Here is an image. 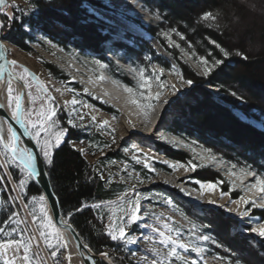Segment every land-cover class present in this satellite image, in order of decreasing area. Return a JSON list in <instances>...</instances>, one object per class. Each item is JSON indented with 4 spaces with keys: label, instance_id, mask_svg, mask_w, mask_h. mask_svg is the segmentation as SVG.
I'll return each instance as SVG.
<instances>
[{
    "label": "trees",
    "instance_id": "trees-1",
    "mask_svg": "<svg viewBox=\"0 0 264 264\" xmlns=\"http://www.w3.org/2000/svg\"><path fill=\"white\" fill-rule=\"evenodd\" d=\"M24 6L11 7L10 18L2 15L1 23L4 27L0 30L2 39L20 52L30 55L29 46L34 44L32 34H37L49 44L58 48L65 54L74 52L79 57H95L101 62L108 63L102 55L110 28L103 22L88 14L87 6L104 10L105 6L97 0H40L39 4L33 0H20ZM144 7L156 11L163 20V26L143 27V31L154 37L164 48L176 64L185 80L193 83L187 94L191 103L184 104L185 109L175 119L170 127V132L175 136L196 141L204 149L210 148L213 153L222 155L234 163L239 159L243 164H250L258 172H264V123L263 131L244 123L233 111L242 113L246 118L256 122L264 120V22L253 23V14H249L241 0H138ZM264 15V0H245ZM53 5V6H49ZM39 8L38 16L33 15L34 9ZM212 12L215 20H203V14ZM236 17L239 21L236 22ZM245 22L241 31L234 32V25ZM175 29L183 34L181 40L176 32H171L173 41L179 47H168L160 38V30ZM127 38H129L127 36ZM253 38V39H252ZM257 39L260 45L253 50L249 44ZM130 44L112 43L111 47L118 49L120 53L130 57H139L141 52L147 53L166 69L167 64L156 58L147 46L146 42L138 38H129ZM220 44L229 51V57L225 59L215 44ZM251 42L249 44H246ZM191 45V47H189ZM254 51V52H252ZM188 54L197 62L200 57L209 59H224L225 62L219 68L214 69L207 77L195 74L183 62L180 54ZM236 52L241 53L237 55ZM246 57V58H244ZM163 62V63H162ZM211 66V65H209ZM47 73L56 81H64L63 74L55 67L45 65ZM114 71L113 67L110 68ZM121 75V73H120ZM117 76V75H116ZM115 76V77H116ZM125 85H130L123 76L117 77ZM211 87L217 92V96L206 90ZM236 93V95H233ZM214 95V96H213ZM103 111L116 115L110 108H102ZM59 116L58 122L66 126V140L58 149L54 150L53 163L45 165V171L56 196L61 216L64 219L71 217L72 227L80 237L84 245L95 255L107 252L114 264H133L129 260L132 249L122 242L112 241L104 225L108 221V208L94 210L84 207L85 204L114 202L126 191L125 185L113 180L109 174L110 163L113 158L108 150V143L99 133L91 135L79 127H72ZM70 142L86 145L89 156L96 161H88L78 150L71 147ZM159 150L170 160L184 165L186 156L182 152L159 146ZM100 157V155H102ZM229 163V164H230ZM198 167V165H197ZM195 168L192 179L204 183H216L220 180L221 193H225L231 200H237L239 193H230L227 181L216 172ZM16 180L26 176L20 172L16 165H9ZM142 174L143 170L140 169ZM101 175L103 179H101ZM14 185V184H13ZM15 186V185H14ZM18 189V188H17ZM19 191V189H18ZM24 203L31 200L32 196L41 195L38 187L28 178L24 190ZM12 192V183L7 182L5 174L0 170V221H6L7 217L16 212L21 215L18 201ZM83 208L75 212L76 208ZM74 213V215H73ZM19 215L16 217L20 219ZM254 216L264 220L263 211H255ZM104 217V222L98 219ZM235 222L221 211L210 210L204 215L202 225L207 235L218 241L223 255L227 256L231 263L237 261L240 264H264V241L259 245L241 238L237 234L230 235V230ZM0 227L6 224L0 223ZM12 227H17L12 225ZM21 223L18 228L23 229ZM133 228V227H132ZM23 232L14 233L17 237ZM4 237L0 236V240ZM262 243V244H261ZM218 252V251H217Z\"/></svg>",
    "mask_w": 264,
    "mask_h": 264
},
{
    "label": "rangeland",
    "instance_id": "rangeland-1",
    "mask_svg": "<svg viewBox=\"0 0 264 264\" xmlns=\"http://www.w3.org/2000/svg\"><path fill=\"white\" fill-rule=\"evenodd\" d=\"M5 1L7 4L0 13V23L2 15L10 18V10L13 5L24 6L20 0ZM97 1L101 2L105 6V9L99 10L95 9L93 6L90 7L89 5L87 6L88 14L105 23L111 30L107 35L108 41H106V44L101 48L102 55L107 61H109L111 66L107 65L108 63L101 62L99 59H95V57H79L74 52H71V54H65L35 33L32 34L35 43L29 46V49L31 50L30 55L24 54L16 48L8 45L2 39L1 31L0 37L4 43L6 56L9 62L15 60L18 68H27L30 73L36 76L39 81L45 85L47 88V95L54 98L52 102L49 103L45 99V93L40 92L35 81H32L29 78L30 87L26 88L24 86L25 95L27 97L26 109L34 108L38 111L41 106H54L58 113L57 119H59V116L63 115V117H66L64 118L65 123L68 124V119L72 118L75 123L80 125V129L85 130L90 135L92 133H99L108 145H110L105 153L109 152L114 155L112 157H118V160L113 158L110 163L109 174L111 178L125 185L126 191L129 192L130 196L134 195L133 189H135V192H140L147 197H142L141 199V213L147 214L141 216V221L138 222L140 226L137 227V225L134 224L126 229V231H128L130 235L135 236L138 241L136 245H126L128 250L132 249V254L129 256V260L132 261L133 264H151V261L154 258L150 251L152 245L144 238L147 236H154L155 234L152 233L150 229L143 227V223L145 222L157 228L160 227L161 223H168L170 227L179 228L184 233L183 239L185 242H187L189 235H191L193 237V242L195 243H200L195 240V236L198 233L190 232V222L195 223L198 226V229H200L203 234H206L204 227L201 228V226H203L202 222L204 220V215L208 214L210 210L221 211L225 217L233 220L235 224H244V221L248 218H241L237 215L236 211H230V209H236L238 211H244L247 209L250 216L260 222H264L260 217L253 215L255 211L264 212V208H253L251 204L237 205L232 203L233 200H231L228 195L225 194L222 196L220 188L222 182L220 180H216L215 184L217 185V188L215 191H205L203 195L198 191L199 184L192 179V165H196V167L198 165L200 168L203 167L216 172L217 175L227 181L226 183L230 188V193H239V198L244 196L250 201L256 200L259 203L261 197H264V193H257L254 190H250L251 183L256 179L255 176L241 177L243 180V183H241V179H237L228 174L230 167L229 163L231 162L229 159H226L217 153H213L212 150L211 152H206L197 142L194 144L193 141L175 136L170 132L172 123L181 115V113L185 112V109L182 108L184 104L191 103V100L187 98L191 86L187 84L181 86L180 78L182 75L176 62L170 58L169 54L154 37L147 35L143 31V27H156L157 25L163 26V20L157 12L144 7L138 0ZM243 4L244 6L245 4L247 5V12L253 14L255 17L254 19L251 15V22L253 21V23L256 22L258 24L264 22V15L256 10L252 4L248 1ZM106 14H108V16H106ZM245 24V22H241L240 24L237 23L234 25V32L241 31V27ZM157 29L160 30V38L163 39L165 45L170 47L163 35L165 31H163L160 26H158ZM127 36L129 38L135 37L145 41L156 58L164 61L168 68L165 69L162 64L160 65L159 63L154 62V58L148 56L144 51L143 53L141 52L139 57L134 56L127 58V60L125 54L120 53L115 47H111L112 43H121L128 46L130 44V39L127 38ZM172 36L171 38L173 39ZM249 43L251 42L246 44ZM249 46L253 50H256L260 45L258 44V40L254 38ZM171 47L175 48V46ZM180 56L183 59V62L186 63L195 74L203 76V67L198 61H193L192 58L184 52H181ZM45 65L53 66L60 71L65 78L64 81H56L53 79L45 70ZM100 65H105V67L101 68ZM111 67H113L114 71L110 70ZM160 69H164L163 75L160 76V80L165 82L164 88H161L159 82L155 79H150V89L139 87L141 84L139 70H144L145 76L150 78L152 73L159 74ZM11 72H13L12 66ZM13 75L15 74L13 73ZM118 76H123L130 85H125L119 81L117 78ZM100 77H103V79H100ZM99 81H104V85L102 86L103 89L100 90L102 93L101 96L94 94L92 91V88H94ZM21 82L24 85V82ZM172 85H176L177 91L175 95L172 94ZM18 86L19 85L13 83V91L16 95H19ZM126 87L131 88L132 92L125 91ZM57 89L59 91H57ZM85 89H87V92H85ZM103 90H105V92H103ZM206 90L213 93L215 97H218L215 89L206 87ZM29 91H31L33 97H35L34 104L28 98L27 93ZM148 91H150L153 96L160 93V96L158 100H154L153 103L155 106L151 109L144 110L138 107L143 99L140 93L144 92V94L147 95ZM5 94V109L11 116L13 108L8 106L7 87L5 88ZM73 98L78 100V103L75 106V112L70 111L72 108L70 103L65 106L66 102H70ZM133 100H136L137 103H133ZM165 101H168V103H165ZM110 103H115L117 105L122 104L124 110H118ZM97 104L110 108L116 112V115L114 116L95 108V105ZM233 112L235 113L236 111ZM76 113L83 114V121H80L76 117ZM236 114L244 123L256 127L257 129H259L258 127H261L259 130H263L262 123H264V120L260 122L255 121V123L253 122L254 120L247 119L242 113L238 112ZM158 115L161 117L159 122L160 127L156 129L152 136L140 137L138 134L130 135V137H128V134L126 135L127 137L122 136V132L127 129L129 132L145 128L151 131L158 123ZM92 116L96 117L95 122L92 121ZM35 118L36 116L34 113L33 119ZM143 118L149 120L150 125H147V127L146 125L135 127L134 123L144 124ZM245 119L251 121L253 124L251 122H246ZM105 120L108 121V125L105 126L104 129H101L99 125ZM124 125H128V127H125ZM161 135L166 137V139L162 140ZM66 137L64 142L67 141ZM113 139L115 140V143H113ZM132 144L138 145L140 152L131 149ZM69 145L79 152L81 148L84 149L83 156L91 163L98 158L96 157L93 159L89 156V150H87V147L83 142H70ZM159 146L173 151L182 152L187 157L184 161L185 167L178 169L170 168L169 164L180 163L167 158L159 150ZM126 147L129 148L128 152L124 151ZM37 149L39 151L38 147ZM133 155H137L141 160V163L138 164L136 161L132 160ZM211 155L216 157L215 161L209 159ZM102 156L103 154L100 155V157ZM145 156L151 157L147 162L151 168H154V171H149L143 167ZM201 157H203V159H201ZM221 158L227 163L220 164L219 161ZM4 159L3 156H0V163H3ZM140 169L143 170L144 174L140 172ZM0 170L5 174L4 169ZM233 171H237L238 173V169H233ZM261 173L264 172L261 171ZM140 181L143 182L141 183ZM231 184H235V187H231ZM14 187L15 186L12 184V189ZM12 192L16 197L22 212L21 215H19L20 219H27L29 221L28 230L24 231L22 234L24 239L27 240L31 234L32 227L34 226L30 223L31 217L27 216V209L23 208L21 199L17 196L18 189L12 190ZM184 192H187L188 195L185 196ZM118 200L119 198L114 202H118ZM166 200L172 201V206L166 204ZM209 200L214 201V204H209ZM108 210V215H111L113 212H115L116 215H119L118 209L114 206L111 209L108 208ZM157 216L160 217L159 220L156 219ZM168 217H170L171 220H168ZM23 226V228H25L24 224ZM252 226L254 225H244L246 229ZM229 233L230 235L237 234L248 241H250V239L254 240L256 241V245H259L260 242L264 241V239L256 237L248 231L240 233L232 228ZM40 243L43 245V241H40ZM53 243H55V241H53ZM201 246L205 248L206 251L202 254L203 258L200 260L199 264H236V262L231 263V260L227 258L225 254L223 255V252L219 250L220 248H218L215 243L210 241L203 242L201 243ZM157 247L160 246L157 245ZM67 250L62 249L63 256H61L60 259L63 261V264H72L67 260ZM191 255L193 258H196L195 254ZM145 257L147 259H145ZM217 257H222L223 259H218ZM46 258L51 260L50 257ZM111 263L114 264L112 260Z\"/></svg>",
    "mask_w": 264,
    "mask_h": 264
},
{
    "label": "snow or ice",
    "instance_id": "snow-or-ice-1",
    "mask_svg": "<svg viewBox=\"0 0 264 264\" xmlns=\"http://www.w3.org/2000/svg\"><path fill=\"white\" fill-rule=\"evenodd\" d=\"M33 2L39 4L40 0H33ZM3 3L4 0H0V6H2ZM241 3H245V0H241ZM245 6L247 5L245 4ZM12 7L16 8L17 6L13 5ZM39 11V8L34 9L33 15L38 16ZM216 18L217 17L213 15L212 12L203 14V20L205 21L210 19L215 20ZM238 21L239 17H236V22ZM3 27L4 25L0 23V29ZM174 31L181 40L185 39L183 34L179 33L175 29L165 31L163 35L170 47H179V45L175 44L171 38V32ZM211 43L215 44V47L220 50L222 56L225 59L229 57L228 50H225L215 41H211ZM3 47L4 46L0 44V49H3ZM189 47H191V45H189ZM236 54L241 55L239 52H236ZM198 62L203 67V75L207 77L214 69L219 68L222 64H224L225 60L215 58L210 61L209 59L200 57ZM10 63L12 65L13 72L10 73V78L7 82V96L8 106L13 108L11 112V118L21 124L30 140L35 141L36 146L39 148V153L34 154L30 148L21 145L17 132L13 129L11 124L8 125L6 133L4 132V129L0 128V156L5 158L4 162L0 163V169L5 170L7 182L15 185L12 190H16L17 188L19 189L17 196L20 197L23 208L27 209V216L31 217L30 223L34 226L32 227L31 234L29 235L28 239L25 240L23 235L17 237L14 235V233L17 231L22 233L28 230L29 221L27 219H17L16 217L19 214L12 212L7 217L6 221H0V223L6 224V227H0V236L4 237L3 240H0V264H63V261L60 259V257L63 256L62 249H66L68 245L65 242V237L63 236L61 229L58 228L54 222L56 216L54 206L49 204L48 198L44 195L32 196L29 202L24 203V190L27 186L28 178L41 175V173H39L36 168L38 159H42L46 166L53 163L54 150L60 148L62 143H64L68 129L66 126H61V124L58 122V113L54 106H41L38 111L34 108H23L22 97L20 95L14 94L13 79L23 81L24 86L27 88L30 87V78L32 81H35L40 92L45 93V99L49 103H51L54 98L47 95V88L45 85L39 81L36 76L30 73L27 68H18L17 62L15 60L10 61ZM100 67L103 68L105 65H100ZM163 72L164 69H160L159 74L152 73L149 78L145 76L144 70H139V76L141 80L139 87L150 89V79H155L159 82V86L164 88L165 82L160 80V76L163 75ZM13 73L15 75H13ZM100 79H103V77H100ZM192 83V80H185L183 77L180 78L181 86L184 84L191 86ZM171 88L172 94L175 95L177 91L176 85H172ZM57 91L59 90L57 89ZM125 91L131 93L132 89L126 87ZM85 92H87V89H85ZM140 94L146 101L143 106L148 109L153 107L152 101L158 100L160 96V93H157L155 96H153L150 91H148L147 95H145L144 92H141ZM27 95L34 104L35 97H33L32 92L29 91ZM233 95H236V93H233ZM68 103L72 105L70 111L75 112V106L77 105L78 100L73 98L70 102H66L65 106H67ZM133 103H137V101L133 100ZM165 103H168V101H165ZM0 107H3V105H0ZM34 113L36 116L35 119H33ZM76 117L80 121H83L84 119L82 113H76ZM91 119L93 122H95L96 117L92 116ZM68 124L74 128L80 126L75 123L74 119L72 118L68 119ZM107 125L108 121L105 120L99 125V127L104 129ZM161 139H166V137L161 135ZM113 143H115L114 139ZM193 143L195 144L196 141H193ZM104 147H110V145L106 144ZM131 149H135L136 152H140V148L136 144H132ZM204 150L206 152H211L210 148H206ZM124 151L128 152L129 148L126 147ZM80 152L83 155L84 149L81 148ZM150 159L151 157L145 156L143 167L149 171H154V168H151L147 162ZM201 159H203V157H201ZM209 159L215 161L216 157L211 155ZM132 160L136 161L138 164L141 163V160L137 155H133ZM219 163L224 164L227 162L221 158ZM9 165H16L20 172L26 173V176L19 178L17 182L13 172L9 169ZM169 167L178 169L184 168L185 165L169 164ZM195 168L196 165H192V170H195ZM233 169H238L239 174L237 171H233ZM228 174L236 177L237 179H241V177L245 176H255L256 179L253 183H251L250 190H254L257 193H264V173L258 172L250 164H242L239 159H237L236 162L230 163ZM100 178L103 179V176L101 175ZM140 182L142 183L143 181ZM196 183L199 184L198 191H200L201 195H203L205 191L212 192L217 188L215 183H204L200 181H196ZM241 183H243L242 179ZM231 187L234 188L235 184H231ZM133 191L134 195L131 196L129 195L128 191H124L120 195L118 202L110 201L107 202L106 205L94 202L91 205H84V207H91L94 210H102L104 207L111 209L113 206L118 209L119 215H116L115 212H113L108 216V222L104 225V231H106L107 236L112 241H116L118 243L122 242L124 245L137 244V238L130 235L126 229L130 225L134 224L139 227L140 224L138 222L141 221V216L147 214L141 213V199L142 197H147H145L140 192H135V189H133ZM184 195L187 196L188 193L184 192ZM221 195L223 196L225 193H221ZM12 199L15 200L16 197H13ZM3 203L4 201H0V206H2ZM165 203L169 206H172V201L166 200ZM208 203L214 204V201L209 200ZM232 203L237 205L251 204L253 208H264V197H261V201L258 203L256 200L250 201L244 196H241L238 200H233ZM82 210L83 208L78 207L75 209V212H80ZM230 211H236L237 215L241 218H248L246 221H244V224H234L233 227L235 231L240 233L248 231L249 233L254 234L256 237L264 239V222H260L259 220L250 216L247 209L244 211L230 209ZM97 218L101 220V223L104 222L103 216H98ZM156 219L159 220L160 217L157 216ZM167 219L171 220L170 217ZM21 223L25 225V228H18ZM61 223L64 224L66 230H72L71 217L69 219H64L61 217ZM245 224H253L254 226L246 229L244 227ZM12 225H16L17 227H12ZM143 227L150 229L151 232L155 234L154 236H147L144 238L152 245L150 251L154 258L152 259L151 264H199L200 260L203 258L202 254L206 251V249L201 246V243L210 241L215 243L218 248L222 247L218 241L209 235L203 234V232L198 229V226L195 223L190 222V232L198 233L195 236V240L200 243L193 242V237L191 235H189L187 242H185L183 239L184 233L179 228L170 227L168 223H161L160 227L157 228L145 222L143 223ZM202 227L203 226H201V228ZM40 241H43V245H41ZM53 241H55V243H53ZM255 242L256 241L250 239V243ZM157 245L160 247H157ZM85 247H87V245H85ZM191 254H195L196 258H193ZM101 255L108 258L107 252L101 253ZM46 257H50L51 260L47 259ZM217 258L223 259L222 257ZM145 259L147 258L145 257ZM94 264H99V261H94ZM109 264H111L110 258ZM236 264H240V262L237 261Z\"/></svg>",
    "mask_w": 264,
    "mask_h": 264
},
{
    "label": "water",
    "instance_id": "water-1",
    "mask_svg": "<svg viewBox=\"0 0 264 264\" xmlns=\"http://www.w3.org/2000/svg\"><path fill=\"white\" fill-rule=\"evenodd\" d=\"M6 1L4 0V3L2 6H0V13L3 8L6 6ZM0 44H2L0 40ZM11 63L6 57V52L3 47V49H0V72H7L8 76L10 78V71L11 69ZM13 83L16 85H19L21 87L20 90V96L22 97L23 102V108L26 109L27 107V97L25 95V87L21 81H18L16 79H13ZM11 124L13 129L17 132V135L20 139L21 145L30 148L34 154H38L39 151L37 149V146L35 145V142L30 140L28 135L25 133L23 127L20 123L16 122L11 118V116L7 113L6 109L4 107H0V128L4 129V132H7L8 125ZM36 168L41 175L31 177L32 181L35 183V185L38 187L39 191L42 195L46 196L48 198L49 204L54 206V211L56 213L55 216V223L58 228L61 229V232L63 236L65 237V242L68 245L67 236L71 239V242L73 243L75 255L79 258L81 264H94V261H99V264H109L108 258L104 257L103 255H95L89 248L85 247L83 242L81 241L80 237L72 227V230H66L64 224L61 223V212L59 208V203L54 195L51 185L49 183L46 171H45V165L42 159H38L36 163ZM67 250V249H64ZM112 264V263H111Z\"/></svg>",
    "mask_w": 264,
    "mask_h": 264
},
{
    "label": "bare ground",
    "instance_id": "bare-ground-1",
    "mask_svg": "<svg viewBox=\"0 0 264 264\" xmlns=\"http://www.w3.org/2000/svg\"><path fill=\"white\" fill-rule=\"evenodd\" d=\"M106 16H108V14H106ZM0 40H1V42H2V45L4 46V43H3V41H2V39H1V37H0ZM120 44V43H119ZM5 49V48H4ZM6 52V51H5ZM125 54V53H124ZM7 57V56H6ZM125 58L127 59V58H129V56L127 55V56H125ZM128 60V59H127ZM126 60V61H127ZM127 63H129V62H127ZM9 71L11 72V69L9 68ZM12 73V72H11ZM8 80H9V76H8V73L7 72H0V105H3V107L5 108V99H6V94H5V88L7 87V82H8ZM103 82L104 81H99L98 82V84L96 85V86H94V88H92L93 90V93L94 94H96V95H98V96H101L102 95V93H101V89H103ZM20 90H21V87L20 86H18V92H19V95H20ZM103 92H105V90H103ZM142 102H141V104L140 105H138V107L139 108H141V109H144V110H146V109H148V108H145L143 105L145 104V100L144 99H142L141 100ZM23 102V101H22ZM154 101H152V104H153V106H155V104L153 103ZM132 103V102H131ZM110 104H112V106H114V107H116L118 110H124V107H123V105L122 104H120V105H117V104H115V103H110ZM95 108H97V109H99V110H102V108H104L102 105H100V104H97V105H95ZM235 113H238V112H235ZM125 115H127V114H125ZM157 119H158V123L156 124V126H154L153 128H152V130L151 131H149L147 128H145V129H142V130H134V131H132V132H129V130L127 129V130H124V132H122V136H124V137H127L126 135L128 134L129 136L128 137H130V135H133V134H138V136H142V137H150V136H152L153 135V133L156 131V129L157 128H159L160 127V120H161V117H160V115H158L157 116ZM248 119V118H247ZM247 119H245V121L246 122H251V121H249V120H247ZM143 120H144V124H139V123H134V126L135 127H139V126H144V125H146V127H147V125H150L149 124V120H146V119H144L143 118ZM242 120V119H241ZM253 122H255V121H253ZM252 123V122H251ZM256 123V122H255ZM253 124V123H252ZM125 127H128V125H124ZM256 128V127H255ZM259 129H261V127H258ZM263 131V130H262ZM67 238V241H68V247L66 248V249H68L67 250V260H69L72 264H81V262H80V260H79V258L75 255V251H74V247H73V243L71 242V239L69 238V236H67L66 237ZM69 257H70V259H69Z\"/></svg>",
    "mask_w": 264,
    "mask_h": 264
}]
</instances>
